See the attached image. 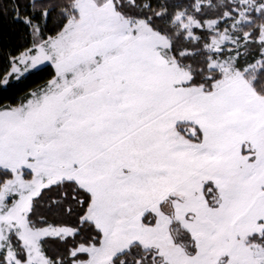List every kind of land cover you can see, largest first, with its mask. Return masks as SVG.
<instances>
[{
    "label": "snow or ice",
    "instance_id": "snow-or-ice-1",
    "mask_svg": "<svg viewBox=\"0 0 264 264\" xmlns=\"http://www.w3.org/2000/svg\"><path fill=\"white\" fill-rule=\"evenodd\" d=\"M0 264H264V0H0Z\"/></svg>",
    "mask_w": 264,
    "mask_h": 264
},
{
    "label": "trees",
    "instance_id": "trees-1",
    "mask_svg": "<svg viewBox=\"0 0 264 264\" xmlns=\"http://www.w3.org/2000/svg\"><path fill=\"white\" fill-rule=\"evenodd\" d=\"M26 42L23 27L12 20L11 12L0 15V72L7 67L6 54L15 53ZM50 71V67L43 68V70L26 75L18 82L11 83L6 88H0V103L16 102L29 89L42 84Z\"/></svg>",
    "mask_w": 264,
    "mask_h": 264
}]
</instances>
